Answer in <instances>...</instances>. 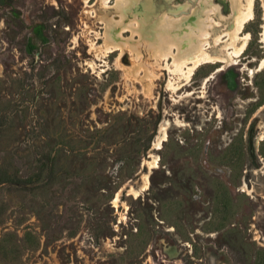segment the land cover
<instances>
[{"label":"rangeland","instance_id":"1","mask_svg":"<svg viewBox=\"0 0 264 264\" xmlns=\"http://www.w3.org/2000/svg\"><path fill=\"white\" fill-rule=\"evenodd\" d=\"M153 1V16L207 4ZM260 3L236 63L173 97L168 71L149 93L117 54L88 67L83 0H0V264H264Z\"/></svg>","mask_w":264,"mask_h":264},{"label":"bare ground","instance_id":"2","mask_svg":"<svg viewBox=\"0 0 264 264\" xmlns=\"http://www.w3.org/2000/svg\"><path fill=\"white\" fill-rule=\"evenodd\" d=\"M97 1L104 14L113 8L117 15L108 18L105 15L98 16L97 10L93 9L94 5H90L91 0H83L85 7L91 6L89 17L97 16L96 24L93 25L89 23L88 18L83 20L82 31L88 36L87 52L93 57L86 62L88 67L95 71L97 60L105 64L108 56L117 54L116 64L119 69L124 71L126 77L141 83L143 87L146 85L149 93L154 88V81L160 78L163 71H168L165 88L173 97H176L182 86L191 83L193 75L201 66L221 63L203 78L205 87L213 73L226 70L236 63L248 45L250 35L244 28L255 18L256 5V0H229L230 12L225 15L218 11V5L208 4L209 0H204L203 2L207 4L200 3L194 15H182L184 12L182 10L177 14L162 11L153 16L156 12L153 0H115L114 3L112 0ZM260 1L262 8L260 42L264 46V0ZM188 5L184 4L182 7L190 9L192 4ZM216 15L219 18H216ZM231 17L232 26L229 29L222 27L218 33H213L217 26L223 25L222 21ZM98 23L104 25L103 31L99 32L95 28ZM127 32L130 34L125 36ZM213 46L217 47V51L211 49ZM127 51L132 60L128 61L130 65L125 64ZM256 67L257 70L264 68V53L258 59ZM191 92L193 91L186 92L184 96ZM169 122L165 120L159 125L152 140L153 149L160 148L161 142L166 138V125ZM261 126L264 128V122ZM263 137L264 130L260 134V139ZM145 162L153 168L157 166L158 160L157 157H152Z\"/></svg>","mask_w":264,"mask_h":264}]
</instances>
